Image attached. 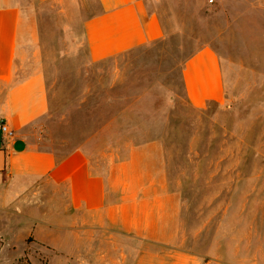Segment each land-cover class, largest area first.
Wrapping results in <instances>:
<instances>
[{
  "label": "rangeland",
  "instance_id": "1",
  "mask_svg": "<svg viewBox=\"0 0 264 264\" xmlns=\"http://www.w3.org/2000/svg\"><path fill=\"white\" fill-rule=\"evenodd\" d=\"M17 1L23 16L15 74L0 83V103L9 86L43 70L52 105L43 148L63 154L82 144L105 173L108 159L154 147L141 156L165 167L182 200L177 248L199 264H264V8L161 0L155 8L164 40L91 63L84 23L99 10L97 0ZM203 45L221 57L225 96L195 108L182 70ZM159 248L106 233L86 238L73 250L78 256L62 263L41 248L29 252L35 264H132L141 249Z\"/></svg>",
  "mask_w": 264,
  "mask_h": 264
},
{
  "label": "crops",
  "instance_id": "2",
  "mask_svg": "<svg viewBox=\"0 0 264 264\" xmlns=\"http://www.w3.org/2000/svg\"><path fill=\"white\" fill-rule=\"evenodd\" d=\"M160 1L97 0L99 10L84 23L89 61L113 60L164 40L167 31L155 8ZM232 2L264 8V0H223V6ZM22 14L17 0H0V83L15 74ZM182 80L195 108L224 100L221 57L210 45L188 56ZM51 106L43 70L9 86L0 103V264H35L29 250L37 248L62 263L78 256L73 250H82L86 238L106 233L115 241L164 247L141 249L132 264H199L198 256L177 248L183 234L180 194L170 190L165 167H152L141 156L154 147L134 148L123 161L110 158L100 172L82 144L63 154L42 147L51 138Z\"/></svg>",
  "mask_w": 264,
  "mask_h": 264
},
{
  "label": "built area",
  "instance_id": "3",
  "mask_svg": "<svg viewBox=\"0 0 264 264\" xmlns=\"http://www.w3.org/2000/svg\"><path fill=\"white\" fill-rule=\"evenodd\" d=\"M1 130L7 137H10V138L14 137V132L8 127V125L2 124L1 125Z\"/></svg>",
  "mask_w": 264,
  "mask_h": 264
}]
</instances>
